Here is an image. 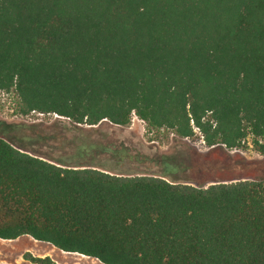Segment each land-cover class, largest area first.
I'll return each mask as SVG.
<instances>
[{
    "label": "trees",
    "instance_id": "16d2710c",
    "mask_svg": "<svg viewBox=\"0 0 264 264\" xmlns=\"http://www.w3.org/2000/svg\"><path fill=\"white\" fill-rule=\"evenodd\" d=\"M9 92L15 115L110 138L52 156L0 137V240L100 264H264V179L171 180L174 155L123 130L135 116L264 156V0H0Z\"/></svg>",
    "mask_w": 264,
    "mask_h": 264
},
{
    "label": "rangeland",
    "instance_id": "374dc122",
    "mask_svg": "<svg viewBox=\"0 0 264 264\" xmlns=\"http://www.w3.org/2000/svg\"><path fill=\"white\" fill-rule=\"evenodd\" d=\"M14 98L11 92L0 93V137L13 144L25 146L32 152L52 156L64 152L69 154V148L75 149L81 143L87 142L102 143L110 135L104 125L77 126L73 129L57 127L55 121L63 119L51 114L30 113L13 118ZM123 130L153 151L174 155L169 173L171 180H182L196 185L208 183L205 186H209L215 182L230 184L264 179V156L254 152L249 145L233 151H223L217 147L206 148L196 132L193 138L178 141L165 130L149 131L145 123L135 116L131 117L129 126ZM44 135L52 136L55 140L44 139ZM111 138L118 140L113 136ZM125 141L130 142L126 138L122 139V142ZM33 260L40 262L33 263ZM0 264L100 263L80 255L63 253L48 244L24 236L13 241L0 240Z\"/></svg>",
    "mask_w": 264,
    "mask_h": 264
},
{
    "label": "built area",
    "instance_id": "2783aa9c",
    "mask_svg": "<svg viewBox=\"0 0 264 264\" xmlns=\"http://www.w3.org/2000/svg\"><path fill=\"white\" fill-rule=\"evenodd\" d=\"M32 113H34V112H32ZM42 115V114H41ZM55 116V115H54ZM13 118H17V117H20V116H18V115H15L14 113H13V116H12ZM55 117H57V116H55Z\"/></svg>",
    "mask_w": 264,
    "mask_h": 264
}]
</instances>
